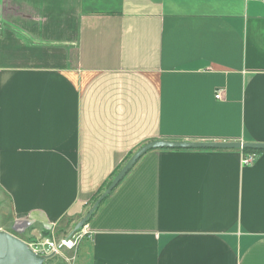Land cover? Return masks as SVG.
Returning <instances> with one entry per match:
<instances>
[{
  "label": "crops",
  "instance_id": "0c3cea01",
  "mask_svg": "<svg viewBox=\"0 0 264 264\" xmlns=\"http://www.w3.org/2000/svg\"><path fill=\"white\" fill-rule=\"evenodd\" d=\"M153 140L264 143V0H0V230L76 225ZM242 156L146 153L57 257L264 264V151Z\"/></svg>",
  "mask_w": 264,
  "mask_h": 264
},
{
  "label": "water",
  "instance_id": "95a60500",
  "mask_svg": "<svg viewBox=\"0 0 264 264\" xmlns=\"http://www.w3.org/2000/svg\"><path fill=\"white\" fill-rule=\"evenodd\" d=\"M253 150L264 151V143L254 142H215V141H175V140H153L149 141L129 157L122 168L110 181L106 189L93 203L89 211L79 220L74 232L80 230L88 223V220L99 208L101 202L107 198L123 181L127 174L133 169L137 162L148 152L157 150ZM47 230L50 226H44ZM55 257L54 254L39 255L33 252L27 244L6 231L0 230V264H46L48 260Z\"/></svg>",
  "mask_w": 264,
  "mask_h": 264
},
{
  "label": "built area",
  "instance_id": "2783aa9c",
  "mask_svg": "<svg viewBox=\"0 0 264 264\" xmlns=\"http://www.w3.org/2000/svg\"><path fill=\"white\" fill-rule=\"evenodd\" d=\"M215 98L219 99L220 94L217 93ZM256 154L243 155L241 158V164L243 166L251 165L254 162ZM89 232L87 231V224L83 226L71 237H55L53 233L49 236H38L30 242H26L27 246L39 255L54 254L55 256H63V252H74L77 248L78 243L86 236Z\"/></svg>",
  "mask_w": 264,
  "mask_h": 264
},
{
  "label": "rangeland",
  "instance_id": "374dc122",
  "mask_svg": "<svg viewBox=\"0 0 264 264\" xmlns=\"http://www.w3.org/2000/svg\"><path fill=\"white\" fill-rule=\"evenodd\" d=\"M92 204H93V202L90 204L88 210L85 213H87L89 211V209L91 208ZM8 213H9L8 202L0 194V224H2V223L7 221L6 218L8 217ZM62 223H63V225H61L60 228H57L58 232L54 234L55 237H57V238L65 237V236L66 237H71V236H73L76 233V232H74V228H75L76 225L68 226V223H66L65 220H63ZM64 224H66V226ZM32 240H33L32 237L23 238V241L25 243L26 242H30ZM55 257H56L55 260L51 264H77L76 261H75L76 255L74 256L75 257L74 260L71 259L72 254H70L69 256H66V257H68V260H66L67 258L65 259V257H63V258L57 257V256H55Z\"/></svg>",
  "mask_w": 264,
  "mask_h": 264
},
{
  "label": "trees",
  "instance_id": "16d2710c",
  "mask_svg": "<svg viewBox=\"0 0 264 264\" xmlns=\"http://www.w3.org/2000/svg\"><path fill=\"white\" fill-rule=\"evenodd\" d=\"M205 151H214V150H205ZM242 151V154L243 155H247V154H257V153H260V151H253V150H241ZM133 154V152H130L126 158L123 160L121 166L117 167L113 172L112 174L109 176V178L102 184V186L99 188V190L97 191V193L95 194V196L93 197L92 199V202L94 203L97 198L102 194V192L106 189V187L108 186V184L110 183V181L113 179V177L118 173V171L122 168V166L125 164V162L129 159V157ZM108 198V197H107ZM105 198L100 205L103 204V202L107 199ZM97 211V210H96ZM95 214V213H94ZM94 214L92 215V217L94 216ZM92 217L88 220V223L90 222V220L92 219ZM87 223V224H88ZM50 235V232L49 231H46V230H43V233H42V236H49ZM56 257H54L53 259L51 260H48L46 262V264H51L54 260H55Z\"/></svg>",
  "mask_w": 264,
  "mask_h": 264
}]
</instances>
